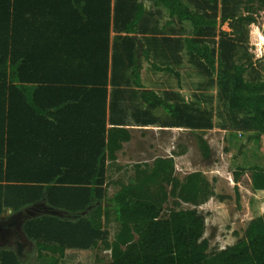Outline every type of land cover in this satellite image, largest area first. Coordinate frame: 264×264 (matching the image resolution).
Returning <instances> with one entry per match:
<instances>
[{"label": "trees", "instance_id": "obj_1", "mask_svg": "<svg viewBox=\"0 0 264 264\" xmlns=\"http://www.w3.org/2000/svg\"><path fill=\"white\" fill-rule=\"evenodd\" d=\"M82 1L89 2L0 0V214L40 203L63 213L24 225L40 264H64L67 250L100 246L110 250L109 264H264V213L248 223L237 242L209 250L206 217L197 207L214 192L203 172L178 177L173 156L135 164L134 176L128 182L117 180L119 189L112 196L107 192L109 162L117 161L118 151L132 138L124 123L108 126V111L119 100L116 91L108 104V85L142 87L139 41L132 36L141 31L153 35L148 53L142 52L146 59L157 42L176 52L187 50L204 73L216 76L230 112L243 114L248 128L264 138V80L245 77L247 67L235 63L232 40L209 44L218 35V0H196L195 5L188 4L194 0H149L169 11L167 24L173 19L190 24V36L183 40L159 34L164 28H151L144 2L115 0L112 8V0H105L102 11L81 6ZM227 1L222 0L221 19L234 22L237 33L258 28L259 20L264 24V0H233L234 11L225 14ZM111 19L115 31L125 33L112 46ZM253 38L258 42V35ZM175 59L183 61L178 53ZM141 94L148 107L164 111L163 126L213 128L211 114L198 100L171 101L170 94L155 91ZM199 148L205 159L210 157L211 146L203 137ZM251 186L264 190V168H253ZM183 204L193 207L180 208ZM0 264L22 260L15 251L2 250Z\"/></svg>", "mask_w": 264, "mask_h": 264}, {"label": "rangeland", "instance_id": "obj_2", "mask_svg": "<svg viewBox=\"0 0 264 264\" xmlns=\"http://www.w3.org/2000/svg\"><path fill=\"white\" fill-rule=\"evenodd\" d=\"M185 1L188 3L189 0ZM143 2L147 8L152 10L156 8L150 7L152 4L149 0ZM195 2L197 1L194 0L188 4L195 5ZM227 3L225 14L229 12L231 14L234 11L232 9L235 1L229 0ZM222 6V0H218V35L215 44H209L212 47H217L221 38L232 40L236 45L235 63L244 64L247 67L245 77L254 81L264 80V59H259V55L264 54V24L262 20H259L257 24L259 29L248 27V29H242L240 33H237L238 27H234V22L222 21L224 13ZM158 8V11L156 10L158 21L154 28L158 31L164 28V31L159 34L179 36L182 37V40L184 37L190 36L191 26L189 23L181 24L177 19H173L171 23L167 24L171 20L169 11L164 7ZM207 10L212 12L209 8ZM220 31H224L228 35L221 36V34L219 35ZM241 33H243L242 38L239 37ZM159 34L158 36H161ZM254 35H258V42L253 38ZM179 56L183 59L181 65H172L178 75L169 73L162 75L163 80L159 83L160 95L168 94L169 96L173 92L172 88L177 86L176 82L181 80L184 86L181 89L185 90V101L196 102L198 100L201 109L207 110L211 114L213 128L197 131H159L157 154L144 153L129 156L130 160L121 155V161L116 163L121 165V169L116 164L109 163L107 192L109 196H112L119 189L117 180L128 182L134 176L135 162L145 161L155 155L169 156V150L175 148L176 151H180V155L175 160L176 175L183 178L195 171L203 172L214 192L208 200L197 207L206 217L205 237L210 239L209 250L214 252L237 242L244 236L248 223L264 213V190H253L251 186L253 168L256 166L264 168V138L261 139L255 130L248 128L243 114H233L226 103H223L216 76L212 77L204 73L190 60L187 50H183ZM177 92L181 95L180 91ZM199 137L205 138L211 146V154L207 159L203 157L199 148ZM236 174L240 175L238 182L235 181ZM171 206L173 205L170 203L167 208ZM190 207L193 206L183 204L180 208L188 209ZM109 231L110 238H112L115 233L114 224L109 226ZM32 249H29L22 264H40L35 247ZM62 261L64 264H109L111 252L102 246L88 251L69 249Z\"/></svg>", "mask_w": 264, "mask_h": 264}, {"label": "crops", "instance_id": "obj_3", "mask_svg": "<svg viewBox=\"0 0 264 264\" xmlns=\"http://www.w3.org/2000/svg\"><path fill=\"white\" fill-rule=\"evenodd\" d=\"M139 2H143L142 0H138ZM115 0H112V8L114 7ZM81 6H96L101 7L102 11H105L106 4L105 0H89V2H83L80 4ZM146 10L150 12L149 14V22L150 27L153 28L157 24V12L158 7H156L154 10L147 8L145 4ZM150 7H153L151 5ZM155 7V6H154ZM113 17V12H112ZM148 17V16H147ZM146 21V20H145ZM142 27V26H141ZM150 28V29H151ZM122 35L124 36L125 33H118L114 29V23L111 19L110 23V41L111 46L114 42V39L116 36ZM132 36H135L136 39L139 41V47H140V57L141 63H142V70H141V84L142 87H138L134 85L133 83L129 84H123L120 87H113L112 85H108L109 90V98H108V104L111 102L112 98L114 99V93L117 91V97H118V104L114 108V110L111 112L108 111V126L111 127L112 125L110 123H119L122 122L125 124V127L129 130H131L132 138L130 141L125 142L123 144V147L120 151H118V159L115 163H112L115 165L120 160V156L124 155L131 159L129 156H135V155H142L144 153L148 154H157L158 151V144H159V131H171L176 132L179 131H191L188 128L184 127H176V126H163L161 123V119H166V115L163 110L158 108H150L148 107L147 103L144 101L143 96L141 92L143 91H155L157 94H160L159 92V83L163 80L162 75L164 73L174 74L178 75L177 71L170 65H163L167 62L172 61V65H181V62L176 61L175 56L178 53V55H181L183 50H179V52H176V48L172 47H163V45H160L158 42L154 45H151V50L149 51L150 56L148 59H146L143 55V49L147 50L148 44L152 42L153 35L151 34H144L142 31L138 34H134ZM150 36V37H149ZM172 38L175 36L170 35ZM161 36L158 38L160 39ZM163 37V36H162ZM168 37V35H166ZM152 44V43H150ZM111 50V49H110ZM173 50V51H172ZM112 53V50L110 51V55ZM148 53V50H147ZM169 56V58H168ZM144 58V59H143ZM179 58V57H178ZM178 62V63H177ZM172 68V70H159V68ZM174 69V73H173ZM111 75V71H110ZM130 81V80H129ZM176 87L172 88V93H170V100L174 101L178 98H186L185 97V90L181 87L183 86V83L181 80H178L176 82ZM159 87V88H158ZM180 91L181 95H179ZM112 120V121H111ZM149 136V138H148ZM171 150V151H170ZM169 150V156H173V158L176 160V157L180 155V151H176L175 148H172ZM179 153V154H178ZM159 157L158 155H155L152 158L147 159L145 161L135 162L142 163V164H152L153 161ZM130 162V161H129ZM110 163V162H109ZM134 164V165H135ZM176 165V164H175ZM109 166V165H108ZM119 169H121V165L116 164ZM176 167V166H175ZM28 208H24L18 212L10 211L8 209L6 212L0 214V226L6 225L9 220L14 218L16 215H18L20 212H24ZM25 220L22 221L21 229H24V225L26 222ZM15 250V248H12L10 246H2L0 247V251L2 250ZM18 252V251H17ZM19 258L21 259V256L19 255ZM25 259V258H24ZM24 259H21L22 261Z\"/></svg>", "mask_w": 264, "mask_h": 264}, {"label": "flooded vegetation", "instance_id": "obj_4", "mask_svg": "<svg viewBox=\"0 0 264 264\" xmlns=\"http://www.w3.org/2000/svg\"><path fill=\"white\" fill-rule=\"evenodd\" d=\"M46 207L47 205L45 203L32 206L9 220L6 225H1L0 247L10 246L15 248V250L19 252L21 259H24L28 255L29 249H32L35 246L34 243L26 240L25 236L22 234V221L29 217L46 212Z\"/></svg>", "mask_w": 264, "mask_h": 264}, {"label": "water", "instance_id": "obj_5", "mask_svg": "<svg viewBox=\"0 0 264 264\" xmlns=\"http://www.w3.org/2000/svg\"><path fill=\"white\" fill-rule=\"evenodd\" d=\"M44 200L47 202V199H46V198H45ZM45 204H46V203H45ZM46 205H47V207H46V212H44V213H42V214H37V215L32 216V217H29V218L25 219L24 222H26V221H28V220H31V219H33V218H36V217H40V216L45 215V214H46V215H47V214H50V215H60V216H63V213H62L61 211L55 209L54 207H52V206H50V205H48V204H46ZM10 211H13V210L10 209ZM21 231H22V234L25 236L26 240L32 242V241L28 238V236L26 235L24 229H22ZM32 243H33V242H32ZM16 253H17V255L19 256V252L16 251Z\"/></svg>", "mask_w": 264, "mask_h": 264}]
</instances>
